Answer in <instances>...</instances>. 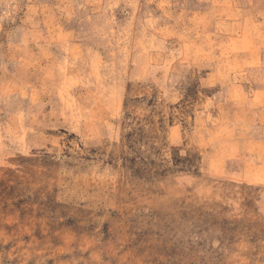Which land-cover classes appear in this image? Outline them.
Listing matches in <instances>:
<instances>
[{
	"label": "rangeland",
	"instance_id": "374dc122",
	"mask_svg": "<svg viewBox=\"0 0 264 264\" xmlns=\"http://www.w3.org/2000/svg\"><path fill=\"white\" fill-rule=\"evenodd\" d=\"M0 264H264V0H0Z\"/></svg>",
	"mask_w": 264,
	"mask_h": 264
}]
</instances>
